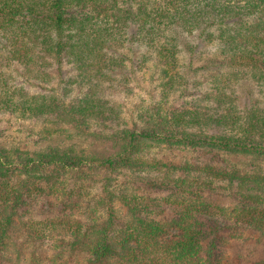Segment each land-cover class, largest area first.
<instances>
[{
	"label": "trees",
	"instance_id": "trees-1",
	"mask_svg": "<svg viewBox=\"0 0 264 264\" xmlns=\"http://www.w3.org/2000/svg\"><path fill=\"white\" fill-rule=\"evenodd\" d=\"M130 26H136L132 37L154 50L160 71L161 101L139 111L136 120H123L92 92L73 104L27 96L24 88L0 94V109L52 124L43 129L44 139L62 126L94 122L110 131L107 139L117 149L103 157L73 146L12 153L0 148V264L12 263L5 255L16 249L13 236L22 229L43 241L23 220L35 207L50 219L49 228L67 233L66 243H59L80 264H264L233 263L224 252L246 231L264 236V108L241 116L233 114V105L225 106L227 114L219 111L233 77L246 75L264 88V0H0V59L30 73V84L50 83L49 59L75 63L81 79L89 71L101 75L104 65L114 63L104 37L122 36ZM177 29L192 35L199 29L197 40L216 50L208 64L185 70L198 76L215 66L216 75L209 80L212 92H185L191 100L169 109L167 99L187 85L186 75L177 72ZM195 83L193 89H201ZM212 99L213 109L203 103ZM163 149L189 155L148 160ZM232 156L247 161L233 163ZM99 172L104 177L93 209L87 218L71 220L88 206L92 196L83 187L95 183ZM120 175L126 180L114 189ZM219 190L233 195L231 207L218 202Z\"/></svg>",
	"mask_w": 264,
	"mask_h": 264
},
{
	"label": "rangeland",
	"instance_id": "rangeland-1",
	"mask_svg": "<svg viewBox=\"0 0 264 264\" xmlns=\"http://www.w3.org/2000/svg\"><path fill=\"white\" fill-rule=\"evenodd\" d=\"M199 31L197 29L192 35L183 29L176 30V32H182L177 37L179 39L177 49L180 51L176 62L177 72L186 75L182 83L187 85L186 89H183L185 86L180 89L181 92L177 91L171 96L169 95L170 97L167 99L169 109L191 100L185 96V92L190 93L194 90L195 92L198 90L211 91L212 87L209 80H213V76L216 75L215 66L206 67L198 76H194L191 69L185 70L188 64H191L190 68L201 66L204 63L208 64L211 55L216 53L214 45H207L197 40L196 34ZM126 32L122 36L113 32L109 37H104L105 52L107 57L114 63H109L107 65L110 66L109 68L104 67V65L101 75H95V73L89 71V74L85 73L83 79L79 77L75 63L67 64L63 62L60 64L49 59L52 63V66L47 70L50 83L30 84L28 80L30 73H27L20 65L7 63L1 58L0 94L5 92V88H8L7 94H11L12 90L15 92L24 88L28 94L27 96L45 94L65 103L73 104L76 100L92 92V94H95L94 97L105 100L109 104L108 106L117 112L123 120L130 123L137 119L139 111L161 101V90L158 79L160 71L155 61L154 50L144 41L137 42L132 37L136 33V26H130L126 29ZM167 33L169 34V32ZM189 45L192 46L190 53L187 52ZM4 49L5 41L0 36V56L2 57ZM143 59L148 60L139 65ZM36 67L34 66L32 70H36ZM195 82L200 83L199 88L201 89L196 87L193 89L192 85L197 86ZM231 82L224 92L227 94V98L223 99L226 105H222L221 109L218 108L219 111L224 113L225 106L227 108L233 105V114L241 116L247 109L250 110L258 106L264 108V88L251 82L246 75L233 77ZM203 103L212 106L210 107L212 109L214 106L217 107V103L213 99ZM225 114L227 113L225 112ZM103 126L94 122L90 123L88 128H78L69 124L62 126L60 133L52 131L50 138L44 139L43 129L52 128V124L44 121V119H31L0 109V148L12 153L14 150L17 152H38L46 151L48 147L66 148L73 146L78 152L84 151L85 153H94L106 157L112 155L117 149L115 142L107 139V134H110V131L104 130ZM183 154L184 157L189 155L176 150L163 149L162 152H152L147 158L148 160L156 158L163 162H169L178 160ZM230 160L233 163H238V161L246 162L247 158L232 156ZM102 174L103 172H99L95 176V183L85 182L83 192H88L89 196L92 197L88 199V206L83 207L82 205L79 212L76 211L77 213L73 214L74 217L71 220L87 218L89 212L93 209L94 204L92 203L100 193V188L97 185L104 177ZM121 179L126 180V177L123 175L115 177L117 181L114 182V189L121 187ZM216 197L218 202L225 207H231L234 203L233 195L228 190H219ZM118 204L117 202L116 205L118 206ZM27 210L29 212L25 214L23 220L33 225L37 230L35 232H38L43 241L37 240L32 236V231L27 229L15 233L13 247L16 246V249L12 247L13 250L5 255L9 256L11 264H80L77 261L79 256H74L69 252L67 245L63 247L61 246L62 243H59V239H63V242L66 243L69 238L68 235L66 236L67 233L61 234V236L59 235L58 226L54 229L49 228L50 219L46 218L39 208L35 207ZM39 242L42 245H38ZM224 252L227 256H230L229 260L233 263L264 260V236L246 231L241 240L230 241L225 246Z\"/></svg>",
	"mask_w": 264,
	"mask_h": 264
}]
</instances>
